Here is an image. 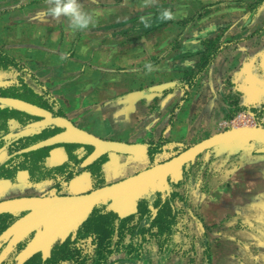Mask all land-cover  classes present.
I'll return each mask as SVG.
<instances>
[{"label": "crops", "instance_id": "crops-1", "mask_svg": "<svg viewBox=\"0 0 264 264\" xmlns=\"http://www.w3.org/2000/svg\"><path fill=\"white\" fill-rule=\"evenodd\" d=\"M79 3L100 15L76 31L47 14L49 0H0V48L82 129L139 142L157 134L164 150L239 112L264 118V0Z\"/></svg>", "mask_w": 264, "mask_h": 264}, {"label": "trees", "instance_id": "trees-1", "mask_svg": "<svg viewBox=\"0 0 264 264\" xmlns=\"http://www.w3.org/2000/svg\"><path fill=\"white\" fill-rule=\"evenodd\" d=\"M206 63H203L202 68ZM12 69L16 71L17 82L0 87V95L20 97L53 110L55 105L52 101L49 104L51 95L48 89L23 64L0 48V72L8 73ZM54 114L62 113L56 108ZM24 116L31 117L25 112L0 104V131L6 128L7 121L11 118L22 122ZM45 133L44 130L43 134ZM38 137L40 136L35 135L33 139ZM163 144V139L151 143L148 153L151 161L161 153ZM62 145L72 163L68 161L60 168L64 172L68 171L69 178L91 148L77 143ZM50 147L21 153L32 158L31 167L28 168L32 175L45 173L41 168L44 167V158ZM223 155L225 154H219L216 148H212L200 154L193 163L186 164L182 178L177 182L170 181L171 192L164 200L159 193L150 198L151 203L149 198L144 197L138 203L137 212L126 217H119L106 204L100 203L81 223L76 236L56 242L47 257H42L37 252L18 263L15 257L10 256L1 264H166L171 259L174 248H181L187 243L190 228L186 209L192 208L189 203L193 198L191 190L199 191L200 196L208 193L219 178L215 171L212 172L213 165ZM104 159L105 156H102L82 168L92 171L95 186L102 184L100 164ZM69 166L74 168L69 170ZM82 169L78 167V170ZM186 188L188 191L179 192V189ZM149 204L156 209L154 213ZM9 217L8 214L0 215V231L7 225ZM89 237L92 238L93 248L85 249L83 244ZM149 255H153V258Z\"/></svg>", "mask_w": 264, "mask_h": 264}, {"label": "water", "instance_id": "water-1", "mask_svg": "<svg viewBox=\"0 0 264 264\" xmlns=\"http://www.w3.org/2000/svg\"><path fill=\"white\" fill-rule=\"evenodd\" d=\"M6 83L7 80H0V86ZM0 103L39 117L28 124V128L47 125L62 128L60 132L22 151L55 143L86 144L92 147V151L81 162L82 167L91 164L103 154L144 155L148 152V146L144 143L99 137L77 127L64 116H55L51 111L20 98L0 97ZM212 148H216L219 154L225 151H253L264 154V126H232L213 133L185 147L169 159L85 193L44 197L22 196L0 201V213L15 214L26 211L0 234V241L8 240L0 252V263L17 242L31 232L34 234L30 241L16 256L18 263L24 262L40 249L43 251V257L48 256L54 241L58 238L63 240L70 230H76L100 203L106 204L119 217L136 212L138 201L143 196L155 192L168 194L169 182H177L182 178L184 166L193 163L200 154Z\"/></svg>", "mask_w": 264, "mask_h": 264}, {"label": "flooded vegetation", "instance_id": "flooded-vegetation-1", "mask_svg": "<svg viewBox=\"0 0 264 264\" xmlns=\"http://www.w3.org/2000/svg\"><path fill=\"white\" fill-rule=\"evenodd\" d=\"M1 80H7L8 81V83L0 86V87H4V86H9V85L16 83L17 77H16V75H14L11 78L1 79ZM49 94H50V92H49ZM6 96L7 97L20 98V97H16V96H12V95H0V97H6ZM20 99H23V98H20ZM23 100H25V99H23ZM26 101H28V100H26ZM51 101L55 105L52 108L53 110L46 108V107H43V106H41V107L51 111L52 114L55 116H64V117L68 118L65 115L64 111L62 110V107L60 106L59 102L54 97H52V95L49 99V104L51 103ZM29 102H31V101H29ZM1 105H3V104H1ZM3 106H6V105H3ZM7 107H9V106H7ZM10 108H12V107H10ZM56 108H59V110L62 113L61 115L60 114H54V111L56 110ZM15 110H17V109H15ZM29 115L31 117L24 116L22 122H17V121H15V119L11 118L10 120L7 121L6 128L4 130L0 131V201L6 200V199H11V198H16V197H22V196L44 197V196H52V195H74V194L85 193V192H88V191H90L96 187L104 185L106 183H111V182L117 181L119 179H122L124 177H127L129 175H132V174L138 172L139 170H142V169H144V168H146V167H148L154 163L164 161V160L169 159L170 157L173 156L172 155V156H170L164 160L155 162V159L158 158L162 152H164L162 150L161 153L159 155H157L153 159V161H151L148 153H149L151 143L155 142V140L154 141L150 140L149 142H148V140H147V142L146 141H142V142L140 141L139 142V141H127V140H121V139H114V140H121V141H126V142L144 143L148 146V152L144 155H128V154H115V153L103 154L102 156H105V159L100 164L102 184L99 186H95L94 181L92 180V171L88 170L87 168L82 169L83 167L80 165L81 162L83 161V159L92 151V147L90 146V148H91L90 151L88 152V154L82 159V161L78 165V167L81 168L82 170H78V167L74 168V167L69 166L68 169L72 170L74 168L73 169L74 172L72 171L73 174L69 178H67L68 171L64 172L63 171L64 169H61L60 167L63 166L68 161L72 163V161H70V158L68 157V154L65 151L64 146L62 145V144H70V143H55V144L47 145V146H51V147L48 149V155L44 158V163H43L44 167L41 168L43 171H45V173L43 175L38 174V173H34L32 175L30 172V169H28L31 167L32 158L21 155V153L28 152V151H22V150L24 148L30 146V145H33V144H35V143H37L43 139H46V138L52 136L53 134H55L57 132H60L62 130V128L56 127L54 125L28 128L27 127L28 124L39 119V117H37V116H33L31 114H29ZM68 119L74 125L79 127L70 118H68ZM260 126H262V125H260ZM79 128H81V127H79ZM44 130L46 131L45 134H43ZM35 135L40 136V137L33 139V136H35ZM102 138H104V137H102ZM106 139H113V138H106ZM157 141H160V140H156V142ZM84 145H86V144H84ZM87 146H89V145H87ZM43 147H45V146H43ZM39 148H41V147H39ZM34 150H36V149H34ZM29 151H31V150H29ZM251 152H253V151H251ZM257 154H259V153H257ZM262 155H264V154H262ZM102 156H100V157H102ZM142 156L143 157L147 156V159L149 161V165L135 171L134 173H130V174H127L125 176L122 175L121 177H118V179L116 178L113 181L106 182V179H107L106 173H105V170L103 169V167H104L103 165L105 164V162H109L112 160L118 161L120 159H121L120 161H123V159L125 161V159H127V158H130V159L135 158L136 159V158H139ZM99 158H97V159H99ZM123 165L124 164H122V167L120 170H122V169L124 170ZM80 177H82V178L79 181V182H81V183H79V185L83 184V183H85V185L91 184L92 185L91 188L84 189V190L76 189L78 186V185H76L77 180L75 181L76 183H74L75 185L72 184L71 181H72V179H78ZM169 184H170V182H169ZM213 189H215V188L211 187L205 197H207V198L211 197L212 192L210 193V191ZM259 189L264 190V188H260L257 186L247 188L246 190H248L249 192H252V198L250 199L251 203L249 204L248 207H245L244 209L241 208L238 210H233V213H235V215H233V218H236V222H235L236 224L234 227L238 228V230L244 231V234L247 237L248 241L250 242V244H252V250H253L254 254H256V252H257L256 248L260 243L264 245V203L262 201H260L261 199H263V197L261 199L257 198L258 197L257 194H260L262 196L264 194L258 193ZM184 191H188V189L187 188L186 189H179V192H181V193ZM191 191H192L191 194H193V191H195V189H193ZM170 192H171V186H170V190H169L168 194H166L165 192L164 193L155 192L149 196H143L142 198L145 197V198L150 199V198H153L156 193H159L161 196V199L164 200V197L168 196L170 194ZM139 201H138V203H139ZM151 202H152V199H150L149 203H151ZM207 204H208L207 205L208 207L209 206L211 207L213 205L211 203H207ZM149 206H150V209L154 213L156 209L153 208L150 204H149ZM200 207L198 208V211L193 214L194 220L192 221V219H189V222H188V226L190 228L188 230L189 237H187V243L188 244H192L196 241H199V239H201L203 241H209V239H212V240L217 239L221 236L219 234H214V235L211 234L210 235V232H211L210 230H212L213 227H216L218 230H220V229L222 230L224 228L223 225H224V221H225L224 219L226 216H224L222 213L220 214L218 211L215 212L212 209H210L211 214L207 213L209 216V219H206L203 211L200 210ZM192 209L193 208H191V209L187 208L186 209V216L193 211ZM136 212H134V213H136ZM25 213H26V211L25 212H17L15 214L0 213V215L1 214L10 215V217L7 221V225L5 226L4 229H2L0 231V234L10 224H12L15 220H17L18 218L23 216ZM134 213H132V214H134ZM241 219L248 221V224L241 225L240 224ZM207 220H209L210 222H207ZM80 225L78 226V228L80 227ZM201 227L204 229H201V234H200V236H198V232H196V231H199ZM78 228L76 230H70L69 233L66 235V237L63 240L58 238L56 241H54L52 246L56 242H62L67 238L73 239L77 234ZM33 234H34V232H31L24 239L17 242V244L12 249V251H10L7 254L5 259L10 257V256H13L16 258V256L25 247V245L28 243V241H30ZM92 242H93L92 238H90V237L87 238L84 241L83 247L85 249H92L93 248ZM7 243H8V240H5V239H2L0 241V252L2 251V249H4V247L7 245ZM19 244H21V245H19ZM184 246H182L181 248H178V247L174 248L170 258L171 259H173V258L175 259L176 257L183 258L185 256V254H183ZM51 249H52V247H51ZM205 251H206L207 255L210 253L209 247L207 245H205ZM37 252H40L42 254V257H43V251L41 249L36 251L35 253H37ZM263 253H264V251H262V254ZM150 256H153V255H150ZM263 256H264V254H263ZM206 257H208V256H206Z\"/></svg>", "mask_w": 264, "mask_h": 264}, {"label": "rangeland", "instance_id": "rangeland-1", "mask_svg": "<svg viewBox=\"0 0 264 264\" xmlns=\"http://www.w3.org/2000/svg\"><path fill=\"white\" fill-rule=\"evenodd\" d=\"M241 11H243V9ZM146 17L147 14L140 16V18L143 19ZM14 75H16V71L13 69L8 73L0 72V80L11 78ZM235 116L236 115L230 119L225 118L224 120L231 121ZM232 126L235 125H223L222 127H219L216 132ZM209 135L211 134L198 137L195 142ZM158 138L157 134H151L147 140L148 142L150 140H161ZM147 140L143 141L147 142ZM185 147H187L186 143L166 147L163 150L164 152H162L161 155L155 159V162L164 160L178 153ZM221 154L225 155L217 160L212 168V172L215 171L219 178L217 179L218 181L212 185L215 189L210 191V193L212 192L211 197H205L207 193L200 196V193H198L199 191H193V198L191 202L189 201L193 211L187 215V217L193 221V214L196 213L198 208L201 206L200 210L203 211L205 218L209 219L208 214L211 213L209 209H212L213 205H215L214 208L217 207V205H219L220 208L229 206L230 211L225 215L226 217L223 225L224 228L222 230H218L216 227H213L212 230H210V235L219 234L221 237L214 240L209 239V241L199 239V241L192 244L187 243L184 246V251L186 252L185 256L183 258L176 257L175 259H170L166 264H264V253L262 254V251H264V245L260 243L256 248V254H254L252 244L248 241L244 231L238 230V228L234 227L236 224V218H233V215H235L233 210L241 208L244 209L251 203L250 199L252 198V192L246 190L247 188L253 186L264 188V155L253 153L251 151H225ZM120 160L105 162L103 165L107 180L113 181L122 175L125 176L127 174L134 173L135 171L149 165L147 156H142L136 159L127 158L125 161L124 159L123 161ZM122 164H124V170H120ZM81 178L82 177L72 179L71 181V183L74 184L77 180L76 185L78 186L76 189L84 190L91 188V184L85 185V183H83L79 185V183H81L79 182ZM260 190L261 189H259L258 193L264 194V190ZM257 195V198L261 199L263 197L260 201L264 203V195ZM207 203H211L213 205L208 207ZM240 224H248V221L241 219ZM201 229L204 228L201 227L199 231H196L198 232V236L201 234ZM222 234H224V236H222ZM205 245L209 247L210 253L208 254V257H206L207 253L205 251ZM150 257L153 258V256Z\"/></svg>", "mask_w": 264, "mask_h": 264}, {"label": "clouds", "instance_id": "clouds-1", "mask_svg": "<svg viewBox=\"0 0 264 264\" xmlns=\"http://www.w3.org/2000/svg\"><path fill=\"white\" fill-rule=\"evenodd\" d=\"M50 7L47 9V14L53 17L63 16L68 19L69 26L76 31L85 30L95 22L94 18L100 13L86 12L82 9L79 0H49ZM172 14L168 11L162 13V19H171ZM64 57H62L63 59ZM147 70H153L151 64L146 65Z\"/></svg>", "mask_w": 264, "mask_h": 264}, {"label": "built area", "instance_id": "built-area-1", "mask_svg": "<svg viewBox=\"0 0 264 264\" xmlns=\"http://www.w3.org/2000/svg\"><path fill=\"white\" fill-rule=\"evenodd\" d=\"M235 125V126H242V125H262L264 126V118L257 117L254 114L247 113V112H239L231 121H224L221 125Z\"/></svg>", "mask_w": 264, "mask_h": 264}]
</instances>
